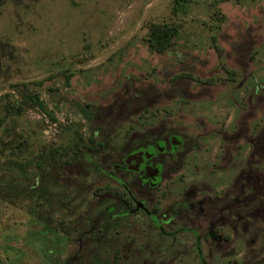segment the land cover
<instances>
[{
	"label": "rangeland",
	"instance_id": "obj_1",
	"mask_svg": "<svg viewBox=\"0 0 264 264\" xmlns=\"http://www.w3.org/2000/svg\"><path fill=\"white\" fill-rule=\"evenodd\" d=\"M171 4L0 0V264H264V0Z\"/></svg>",
	"mask_w": 264,
	"mask_h": 264
},
{
	"label": "trees",
	"instance_id": "obj_2",
	"mask_svg": "<svg viewBox=\"0 0 264 264\" xmlns=\"http://www.w3.org/2000/svg\"><path fill=\"white\" fill-rule=\"evenodd\" d=\"M185 2H187V0H172L171 11L174 13L181 11L184 8ZM177 28L178 25L170 22H155L149 24L145 41L151 49L161 52L166 46H168L170 39L175 36ZM14 109L15 111H19V106L16 105ZM111 190H114L113 192L116 195H120V197L123 198L122 193L117 192L116 189L106 186V192ZM94 193L102 194V187H97L94 190Z\"/></svg>",
	"mask_w": 264,
	"mask_h": 264
},
{
	"label": "flooded vegetation",
	"instance_id": "obj_3",
	"mask_svg": "<svg viewBox=\"0 0 264 264\" xmlns=\"http://www.w3.org/2000/svg\"><path fill=\"white\" fill-rule=\"evenodd\" d=\"M166 142H167V146H170L171 144H176L177 143V139H175L174 138V136H167L166 137ZM157 143V142H156ZM161 144L164 146V143L161 141ZM183 151H186L187 149L186 148H183L182 149ZM158 179H156V180H153L152 181V183L154 184L156 181H157ZM106 186H109V185H107V184H103L102 186H98V187H102V194H96V193H94V190L96 189H94L93 190V193L94 194H96V195H105V194H108V193H110V194H115L113 191L114 190H111V191H109V192H106L105 191V188H106ZM109 187H111L112 189H116L117 190V192H119V193H122L121 191H119L116 187H114V186H109ZM116 195V194H115ZM117 196H119L120 197V195H117ZM121 199H122V201L124 202V206H125V208H127V210L128 211H131L130 210V205L128 204V198H126L125 196H123V198L122 197H120ZM133 209L135 208V204L133 205V207H132Z\"/></svg>",
	"mask_w": 264,
	"mask_h": 264
}]
</instances>
